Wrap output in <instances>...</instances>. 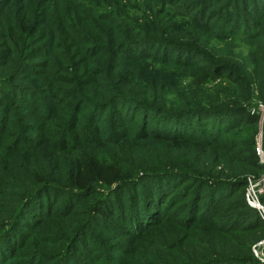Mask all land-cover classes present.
Returning <instances> with one entry per match:
<instances>
[{"label":"trees","instance_id":"obj_1","mask_svg":"<svg viewBox=\"0 0 264 264\" xmlns=\"http://www.w3.org/2000/svg\"><path fill=\"white\" fill-rule=\"evenodd\" d=\"M0 10L7 47L0 50V151L15 163L7 161L8 175L0 168L12 185L9 215L0 218V264H84L78 252L92 255L94 247L93 258L112 261L103 238L97 247L90 231L107 221L102 213L126 223L114 225L117 231L138 235L178 211V228L192 238L185 246L172 229V248L187 252L185 264H264L251 251L264 237V219L246 202L242 177L264 170L255 150L264 105V0H0ZM24 71L34 75L32 84L21 83ZM34 114L41 123L28 121ZM102 124L130 130L98 129ZM45 129L59 131L40 143ZM148 139L172 146L169 165L147 167L157 158L135 156ZM87 146L100 151L90 164ZM47 192L62 198L61 208ZM91 194L93 211L85 214V206L71 221L73 207ZM166 194L172 211L162 214ZM259 200L264 205V194ZM25 215L65 221L29 245L13 230L26 226ZM208 224L212 241L204 244L195 235ZM2 240L39 249L14 262Z\"/></svg>","mask_w":264,"mask_h":264},{"label":"rangeland","instance_id":"obj_2","mask_svg":"<svg viewBox=\"0 0 264 264\" xmlns=\"http://www.w3.org/2000/svg\"><path fill=\"white\" fill-rule=\"evenodd\" d=\"M8 7V6H7ZM7 7L5 8V10L7 9ZM4 10V11H5ZM1 11V10H0ZM3 11V13H4ZM45 19L44 15L42 16H38L36 17V23H40ZM6 20L9 23H12L11 17L10 15H7ZM1 26V24H0ZM3 29L5 28V25H2ZM38 30H41L40 26L38 27ZM43 37V34H41L40 36H38V38L35 39V41L41 39ZM210 41H213V38H210ZM35 42L33 43H29L28 46L31 44L33 45ZM210 43V42H209ZM81 46L79 47H86L87 44H80ZM79 47L75 46L73 48L74 51V56L77 55L79 53ZM210 47V45H209ZM211 48V47H210ZM1 49H7L6 45L3 42H0V50ZM80 59H83L80 58ZM28 64H30V62H28ZM37 69H39L41 72V75H43L44 72H46V69H44V67L40 66V64H36L34 65ZM21 75H23L22 77H24V79H22L21 83L24 84H32L31 82V76H34L32 74L27 75L26 72H22ZM249 83L251 82V77L247 76L246 78ZM17 85H21L20 82H16ZM34 85V84H33ZM34 86H38V85H34ZM47 101H50L49 98H47V94H45ZM15 103V102H14ZM2 109V108H1ZM260 122H259V128H258V132H257V137L260 136L261 133V137L263 139V129H264V105H260ZM28 119V121H30V123H33L35 125L39 124L42 122V120L38 117V114H34L33 116H27L26 117ZM8 121H10V119H8ZM142 122V120H140V117H138L136 119V123L138 124V126H140V123ZM50 125V124H48ZM106 127L109 128H114V129H125L127 130V127H120V126H116V127H110L109 125H100L98 129H105ZM78 129H83V127H81V125L79 124V126L77 127ZM12 131H14L15 129H10ZM45 132L41 131V134L39 136L36 137V140L40 141V143H44L45 140L47 139V137L50 134H54L57 131H59V129H45ZM136 130V129H134ZM28 135H32L35 136V130L32 129H28ZM227 136V135H226ZM256 137V138H257ZM227 140V139H226ZM232 141V139H231ZM7 140H5L3 142V144H6ZM131 143V142H130ZM130 143H127V145H129ZM220 146H223V144H219ZM221 149V148H220ZM2 152H6L5 147L0 151V159L3 160L4 162H2L1 164L3 166L0 165L1 172L5 175L9 174V170L6 169V163L7 161H9V164L12 162V167L15 169L14 167V162L12 161L13 158L8 159V157L4 156L2 154ZM99 150L98 149H94L92 146H87L86 148H84V154L83 157L85 159L88 158L87 163L90 164L91 163V159L96 157V155L98 157H100L99 154ZM218 154L220 152H217ZM43 154V158L45 161V164L43 165V169L46 168V166L48 165V161L50 160L49 155L47 153H42ZM195 155V154H194ZM135 156H139L142 157L143 161H148V160H153L155 157L157 158V162H149V163H155L154 165L152 164H147V167H156L159 166V164H164V165H169L170 162H172V146L170 144H166L165 146L160 144V143H156L155 140H145L142 141L141 144L137 147V150L135 151ZM239 158L242 159L244 158V155L242 153H239ZM160 159H163L164 161H160ZM143 166V165H142ZM88 174H91V171L88 170L87 172ZM258 173V174H257ZM246 174L243 175V178L247 179V184L245 186V190H244V196L246 193V189L248 186V182H254V181H258L261 178L264 177V170L260 171L255 168L252 172V174L250 175ZM256 174V175H254ZM84 174H80V178L83 177ZM86 178H89L88 176H86ZM149 181V180H148ZM151 182V181H149ZM80 184H84L83 182H80ZM177 186H180V182L177 184ZM102 187V186H99ZM172 190V189H171ZM12 192V185H11V180H9L8 178H0V198L3 197L4 198V202L0 201V218L3 219L4 221H6L7 216L9 215L8 212L10 211L11 208V203H12V196L10 195ZM168 194V192H167ZM165 195L163 198H161V200L158 203L160 212L162 214L167 213L169 214V211L171 208V201L168 202V195ZM264 194V192L262 193ZM48 195V199L50 201V203H54L56 208H61L63 205V200L62 198H57L55 199V197L50 194L49 192H47ZM97 194H91L89 196L88 199L83 200L84 203L83 205H79V206H74V216L71 218V221H74V217L77 216V213H83L86 206V213L85 214H89L93 211V202L94 199L96 198ZM42 200H45V196L42 197ZM36 201V200H35ZM260 203L262 204V202L260 201ZM263 205V204H262ZM264 206V205H263ZM181 211H178V214L176 215H172V212L170 213V215L168 216V218L163 219L158 226H152L149 229H143L141 231H139L138 235H134L132 232H129L128 230H125L124 232H120L117 231L119 229H115L114 225H118V227L125 229L126 223L121 222L118 218H114V217H108L106 216L104 213H102L104 215V218L107 219V221L105 223H102L101 226H90V231L92 234H94L96 236V239H98L97 241V247L100 246V242L101 239L103 238V243L105 245V251H109L111 252L112 255L115 256V259L112 257H109L110 260L112 261H108L106 262L105 257L103 255L101 256H97V257H92L93 254L99 252V248L95 247L93 249H91V253L92 255H87L84 253V251H79L78 253L80 254L81 257V261H84V264H185L189 261V258L187 256V252H185L184 249H181L180 252L177 248H172V243H176V239L172 237V229H173V236L178 238L179 235H184V241L182 242L183 245H187V242L192 238L191 235L188 234L187 229H181L178 228V224H177V220L176 218L178 217L179 213ZM225 214V213H224ZM227 216V215H226ZM225 216V217H226ZM182 217V216H181ZM224 217V218H225ZM34 218H37L36 221H33ZM130 218L132 219V216H130ZM23 222L22 224H25L26 226H15L14 227V231L15 233H24L25 235H27V237L24 239V241L22 243L25 244H29L31 245V242L34 240V242H36L39 238H43V236L47 237V236H51L53 234H49V232H55L58 230H62L60 228L63 227V223L65 221V219H60V218H54L51 216H37V215H32V216H28L23 217L22 219H20ZM223 220L219 219L218 221ZM35 222V223H32ZM108 223V224H107ZM105 224V226L103 225ZM180 227V226H179ZM200 227H204L205 229H203L204 231H207L206 233H200L198 235H195V239L202 241L204 244H209V240L212 241L211 237L213 235L212 232L209 231L210 227L209 224L208 225H201ZM114 228V229H113ZM180 229V232L178 233L177 230ZM177 229V230H176ZM178 233V236H175ZM101 234V235H100ZM188 234V236H187ZM103 235V236H102ZM216 235V240L217 241V237L218 234ZM264 236V235H263ZM19 240V237L17 240H14L15 242H17ZM14 242V243H15ZM259 242H263L262 246L257 248V244ZM2 245H5L8 248H11L12 252L16 253V256L14 257L13 260L11 261H25L27 258V254H29L30 251H33L34 248L39 249L37 246H33L32 248H27V247H23L20 246V244L18 245H13L12 243L8 242V244H5V241L2 240L1 242ZM60 244H57V247ZM108 245V246H106ZM61 246V245H60ZM123 246V247H122ZM263 246H264V237H262L261 239H259L258 241L256 240V242H254L251 245V251L253 252V249H256V251H259V259H261L262 261H264V251H263ZM215 248V247H212ZM95 249V250H94ZM44 250L48 251L49 253L53 252L51 250V248L49 246H45ZM56 251V250H55ZM97 251V252H96ZM32 253V252H30ZM194 252L190 253V256L194 257ZM21 259V260H20ZM98 259V261H96ZM36 263V262H35ZM23 264H26L23 263Z\"/></svg>","mask_w":264,"mask_h":264},{"label":"built area","instance_id":"obj_3","mask_svg":"<svg viewBox=\"0 0 264 264\" xmlns=\"http://www.w3.org/2000/svg\"><path fill=\"white\" fill-rule=\"evenodd\" d=\"M257 137V136H256ZM256 154L258 156L259 162L264 166V139L260 136L256 138ZM264 192V177L258 181L248 182V186L245 193V199L248 205L255 208L262 219H264V206L260 203L259 195ZM263 242L257 244V248L262 245ZM253 253L256 256H259V251L253 249Z\"/></svg>","mask_w":264,"mask_h":264}]
</instances>
